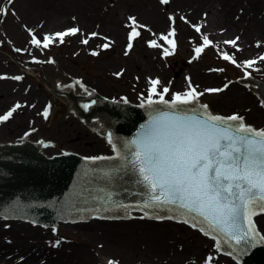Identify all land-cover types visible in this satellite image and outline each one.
<instances>
[{
  "label": "rangeland",
  "instance_id": "1",
  "mask_svg": "<svg viewBox=\"0 0 264 264\" xmlns=\"http://www.w3.org/2000/svg\"><path fill=\"white\" fill-rule=\"evenodd\" d=\"M175 1L165 4L162 0H0V9L6 13H0V116L20 105L9 122L0 121V145L20 142V135L27 132L34 142H53L55 146L44 148L51 156L67 150L88 157L113 153L106 136L85 128L84 120L69 108L71 100L56 93L54 83L82 82L104 100L138 105L146 100L151 80L161 81L157 91L169 88L165 99L187 91L190 81L198 93H203L199 102L207 105L209 113L228 117L235 114L246 125L264 129V108L259 94L239 80L264 85V60L259 59L264 56L261 34L251 33L248 39L236 29L222 37L234 38L235 46L213 42L216 37L211 25L201 22L208 20L211 12L198 8L197 13L187 14L185 8L174 5ZM229 1L237 17L247 13L249 5L261 3L258 7L262 9L264 5V0H224V4ZM215 7L222 11L223 6L215 4ZM149 12L151 16L147 18ZM116 22L120 26V42L110 30H104L105 24ZM222 24L215 31L229 30ZM71 28L79 31L64 37L62 43L55 37L56 33ZM133 30L139 35L129 41ZM173 30L175 36L169 39L175 40L174 49L162 39ZM44 36L54 38L47 48L42 46ZM204 36L212 41L211 45H203ZM33 37L41 40L40 47L32 44ZM84 39L87 44L82 43ZM152 40L159 47H151ZM197 47H204L198 57ZM165 49L171 54L165 55ZM225 53L235 63L225 60ZM253 59L257 63L247 68L246 62ZM133 60L142 67L136 66L135 70ZM17 76L21 79H14ZM246 97L251 99L246 101ZM241 98L243 102L239 101ZM241 103L248 104L243 107L239 106ZM137 215L130 220L93 219L87 221L89 228H79V220L58 221L59 228L55 230L19 218L3 219L0 242L39 245L45 254L32 264H48V254L58 256L56 264H129L123 255L130 253L125 243L137 238L140 244L156 245L158 249L151 254L158 257H167V252H172L178 264H237L216 250L213 239L182 222L140 219ZM256 220L259 234L264 235V215L258 214ZM21 224L27 226L19 227L25 229L26 232L21 231L24 235L34 233L30 239L22 235L24 239L15 238L13 231ZM116 245L120 247L115 248ZM138 261L147 262L145 257Z\"/></svg>",
  "mask_w": 264,
  "mask_h": 264
},
{
  "label": "snow or ice",
  "instance_id": "2",
  "mask_svg": "<svg viewBox=\"0 0 264 264\" xmlns=\"http://www.w3.org/2000/svg\"><path fill=\"white\" fill-rule=\"evenodd\" d=\"M162 2L167 4L169 0ZM0 13L5 10L0 9ZM78 31L71 28L56 33L55 37L62 43L64 37L76 35ZM137 35L139 33L133 30L129 41ZM169 36H175V31L162 36L174 49L175 40ZM53 39L44 36L42 46L47 48ZM31 42L41 46V40L35 37ZM82 43L87 44L88 40L84 39ZM225 43L236 45L235 40ZM211 44L212 41L204 36L203 45ZM150 46L159 47L155 40L150 41ZM128 47L131 48V43ZM203 51L204 47H197L196 56ZM164 54L171 52L165 49ZM223 58L235 63L226 53ZM259 59L264 60V56ZM256 63L255 59L249 60L246 67L252 68ZM150 83L149 94L140 105L150 109L148 121L141 125L133 139L119 145L113 142L111 134L108 135L115 157L91 159L121 160L122 168L131 171L137 177L136 183L144 189L146 199L141 208H168L196 220L205 235L213 234L218 249L223 242L239 246V251L244 252L248 247L264 242V236L259 235L254 222L255 216L264 213V129L246 125L243 118L235 114L229 117L206 114L207 105H198L203 93H198L190 81L187 91L173 93L170 99H165L169 94L168 87L157 91L161 84L159 79ZM221 90L206 89L208 92ZM154 96L159 98L153 99ZM156 105H162L163 109L154 107ZM189 105L191 107H187ZM19 107L16 105L0 116V121H7ZM47 115L45 111L44 116ZM108 175L111 173L106 172L105 176ZM207 260L211 261V257Z\"/></svg>",
  "mask_w": 264,
  "mask_h": 264
},
{
  "label": "water",
  "instance_id": "3",
  "mask_svg": "<svg viewBox=\"0 0 264 264\" xmlns=\"http://www.w3.org/2000/svg\"><path fill=\"white\" fill-rule=\"evenodd\" d=\"M239 80L259 94L261 107L264 108V85L240 78ZM54 86L56 93L71 100L72 112H79L73 104L75 103L77 107L80 100L79 106L83 108L82 116L89 122L91 116H97L103 123L102 130H111L114 135L113 142L118 145L133 139L141 125L149 119L150 109L147 107L139 108L130 105L132 107L130 109L126 106L108 104L110 100H104L82 82L54 83ZM88 93H93L95 101L101 102L92 108L91 114L87 115L84 114L86 111L83 103ZM80 107L79 109L82 110ZM154 107L163 109L162 105ZM206 114L209 113L206 112ZM92 126L99 127V123L95 122ZM85 128L96 132L86 122ZM20 137L25 146L13 144L0 147V220L19 218L31 221L22 218L28 217L45 223L72 215H86L87 217L79 219L72 217L68 220H79V228H89L88 216L98 214L88 212L119 211L129 207L150 210L151 214L162 218L169 216H172V219L189 218L176 211H169L168 208H141L146 199L143 194L144 189L136 183L137 177L131 171L122 168L123 162L119 159L84 160V157L80 155L79 157L73 155L46 158L40 155L39 148L55 146L53 142L27 145L25 138L21 135ZM118 168L121 171L117 172ZM106 172H110L111 175L105 176ZM109 194L111 199H108ZM121 204L124 207H120ZM147 219L157 218L149 215ZM33 220L31 222H35ZM195 224L202 227L198 223ZM188 228L191 227L188 226ZM199 234L203 235L200 232ZM221 245L224 250L233 253L244 264H264L263 242L256 243L254 247H248L244 252L239 251V246L234 247L223 242ZM230 258L240 264L235 257L230 256Z\"/></svg>",
  "mask_w": 264,
  "mask_h": 264
},
{
  "label": "bare ground",
  "instance_id": "4",
  "mask_svg": "<svg viewBox=\"0 0 264 264\" xmlns=\"http://www.w3.org/2000/svg\"><path fill=\"white\" fill-rule=\"evenodd\" d=\"M215 4H218L219 6H223L221 12L216 9ZM260 4L261 3L249 5V7L247 8V13H243V15H241L240 17H237V16H234L231 1H229L226 5L224 4V0H176L174 2V5L176 7L182 6L181 8H185V10H187L186 12L187 14L197 13V11L199 10L198 8H203L205 11L209 10L211 12V16L210 17L208 16V20H201V22L203 25L205 23L206 26H209V27L211 25V28H212L211 30L214 31L212 32V34H214V36L216 37L215 39H212V41L223 43V44H226L225 41L235 40L234 38L229 39L226 37L222 39V37L228 32H230V30H236V29H239L243 34H246L248 39L251 33H260L261 37L264 40V5L262 3V6H263V9H262L258 7ZM50 16L52 15L50 14ZM150 16H151V13L150 12L147 13V18ZM81 20L82 21L85 20V17L83 15L81 16ZM208 21L210 24H208ZM220 22H223L222 26H224V28H228L229 30L223 31L221 33L220 31H215V30H219L216 26H218ZM104 27H105L104 28L105 31L110 30L109 33L112 32L111 34L114 35L117 42L121 41L122 37H120L121 36L120 28H119L120 26L118 22L113 23L111 25L107 23L105 24ZM205 31H209V29H206ZM206 34L212 37L210 33H206ZM246 48L247 46L245 47V49ZM132 62L135 63V70H136V66L142 67V64L137 63L136 60H133ZM242 98L239 100L240 102H243ZM246 98L248 99L246 101H249L251 99L250 97H246ZM246 104L248 103H241L239 106L244 107V105ZM68 106L71 109V103L68 104ZM25 140L27 144H33V145L46 144L45 142H42V143L38 141L34 142V140L29 137L25 138ZM20 142L22 144V140ZM20 142L18 144H20ZM13 144L14 143H11V144L6 143L5 145H13ZM44 148H47V147L39 148L40 155L45 156L46 154L48 157L51 156L47 154V151H45ZM73 155L78 156L76 152H72L68 150L62 153L60 152V154H57L58 157L73 156ZM84 160H90V159L84 157ZM133 212L134 211H132V213ZM137 216L139 217L140 215L138 214ZM256 223L259 226L258 220H256ZM19 227L27 228L25 224H21L15 227L13 232L17 240L24 239L23 237H21V235L24 236L25 239H30L29 236H32L34 234V233H31L30 235L27 233V235H24L21 231L22 230L25 231V229L24 228L19 229ZM261 228L259 227L260 230ZM41 232L43 233V235L46 234L44 231H41ZM1 233L2 231H0V234ZM31 243L36 244L33 241ZM125 245L127 246V249H130L129 254H123L125 255V258L129 264H131L132 260H136L134 264H178L177 257H175L174 259L172 258V252H167V257H161V256L158 257L157 254H151L152 252H156V249H158V247L154 245L153 243H149L147 245L140 244L137 238V240L133 239L130 241L129 244L125 243ZM114 247L119 248L120 246L116 245ZM34 248H37V249L34 251ZM44 254H45L44 250H42V248L39 247V245L28 246L24 242L21 243L19 241L17 242V244L14 242L12 245H5L4 243L0 242V264L37 263V259L39 258V256L41 255L43 256ZM149 254L151 255L149 256ZM50 255L51 254H48L46 256L49 261L48 264H56L58 261V256L57 255L50 256ZM22 256L23 257L26 256L24 261L19 260ZM141 257H145V261L147 262L144 263V262L138 261L140 260Z\"/></svg>",
  "mask_w": 264,
  "mask_h": 264
}]
</instances>
